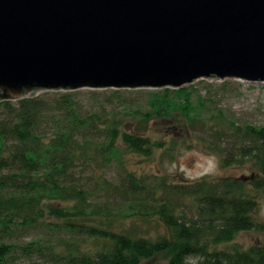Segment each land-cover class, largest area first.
Wrapping results in <instances>:
<instances>
[{"label":"trees","instance_id":"16d2710c","mask_svg":"<svg viewBox=\"0 0 264 264\" xmlns=\"http://www.w3.org/2000/svg\"><path fill=\"white\" fill-rule=\"evenodd\" d=\"M83 92L93 108L81 103ZM134 92L145 93L144 103L127 100ZM115 102L133 117L116 111ZM213 102L195 97L192 85L44 91L1 101L0 264H9L17 248L28 264H143L159 255L167 264H188L191 256L198 264H264V244L236 242L243 231L264 230L256 216L264 196V125L240 122ZM154 121L183 130L211 122L212 132L202 137L207 148L223 167L249 164L251 173L193 181L138 174L128 166L131 155L150 158L177 145L175 136L139 132ZM113 164L126 173L119 183L96 173L93 183L75 176L78 167ZM116 209L124 218L156 220L168 233L153 238L113 228ZM34 231L31 241L13 242L18 232ZM84 237L96 247L83 249Z\"/></svg>","mask_w":264,"mask_h":264},{"label":"water","instance_id":"95a60500","mask_svg":"<svg viewBox=\"0 0 264 264\" xmlns=\"http://www.w3.org/2000/svg\"><path fill=\"white\" fill-rule=\"evenodd\" d=\"M264 83V0H0V102Z\"/></svg>","mask_w":264,"mask_h":264},{"label":"rangeland","instance_id":"374dc122","mask_svg":"<svg viewBox=\"0 0 264 264\" xmlns=\"http://www.w3.org/2000/svg\"><path fill=\"white\" fill-rule=\"evenodd\" d=\"M224 81V80H223ZM219 79H199L191 84L194 87V96L198 93L209 96L216 107L225 109L227 114L232 113L240 122H250L256 125H264V83L263 82H247L236 79H231L227 87H222L224 84ZM84 90V89H82ZM100 91L103 89H99ZM138 90V89H126ZM152 90V89H151ZM43 93V92H40ZM81 103L85 108H93L95 101L90 98L88 93L83 92L78 95ZM127 100L136 102L141 105L146 100L145 93L134 92L126 95ZM112 106L119 111L120 114L127 118H132L131 111H123L122 103H114ZM112 109L110 108L108 110ZM175 124V123H174ZM173 123H164L163 121H154L150 124L141 125L138 130L144 134H150L154 137L169 140L173 136L177 137V145L175 149H160L154 156L147 158L138 155L129 157L128 166L138 174L145 176L164 175L172 180H187L193 181L204 176L213 178L222 177H239L244 174L251 173V166H227L223 167L219 155L207 148L202 137L207 133L212 132L213 124L211 122L206 125L194 124L183 130L181 126H176ZM171 125V127H170ZM174 125V127H173ZM221 126V125H220ZM223 126V125H222ZM133 129V128H132ZM174 131V132H173ZM171 133V134H170ZM173 133V134H172ZM102 174L112 182L119 183L122 175L125 176V171L116 164L99 168V171H92L84 167L76 169V178L83 179L85 182H94V175ZM102 200V198H97ZM112 215L113 228L127 231L132 234L149 236L156 238L162 234L168 233L166 227L154 220L151 222H142L134 218H124L117 209ZM257 220L264 222V196L261 199L259 209L256 213ZM38 234L34 232L21 233L18 232L14 238L15 243H27L34 239ZM236 242L244 247H249L255 244H264V230L243 231L236 237ZM83 249L95 248L97 241L84 237L79 240ZM29 258L23 254L20 249L15 250L14 256L9 264H28ZM199 258L191 256L188 259V264H198ZM143 264H167V260L159 255L153 260L145 261Z\"/></svg>","mask_w":264,"mask_h":264}]
</instances>
